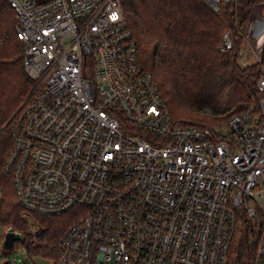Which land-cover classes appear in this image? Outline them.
I'll list each match as a JSON object with an SVG mask.
<instances>
[{"label":"built area","instance_id":"2783aa9c","mask_svg":"<svg viewBox=\"0 0 264 264\" xmlns=\"http://www.w3.org/2000/svg\"><path fill=\"white\" fill-rule=\"evenodd\" d=\"M7 1L36 84L4 172L27 212L73 218L54 264H228L238 214L260 228L264 264V0L221 46L240 37L239 61L263 63L260 98L211 128L173 124L126 0Z\"/></svg>","mask_w":264,"mask_h":264},{"label":"trees","instance_id":"16d2710c","mask_svg":"<svg viewBox=\"0 0 264 264\" xmlns=\"http://www.w3.org/2000/svg\"><path fill=\"white\" fill-rule=\"evenodd\" d=\"M255 1L224 2L218 13L202 0H129L125 4L139 64L157 81L175 126L211 128L259 100L257 81L263 63L242 67L240 37L232 50H221L226 31L247 32ZM17 27L15 9L0 0V131L36 84L26 73ZM10 126L0 132V220L6 230L25 234L23 245L29 253L56 260L69 223L64 216L69 213L45 216L23 207L12 177L4 172L13 148ZM25 213L44 229L42 233L29 232ZM237 217L228 264H255L260 228L253 232L251 220L242 214ZM18 245L16 239L14 248Z\"/></svg>","mask_w":264,"mask_h":264},{"label":"rangeland","instance_id":"374dc122","mask_svg":"<svg viewBox=\"0 0 264 264\" xmlns=\"http://www.w3.org/2000/svg\"><path fill=\"white\" fill-rule=\"evenodd\" d=\"M38 1L41 2V1H45V0H38ZM128 2H129V0H126L125 4H127ZM261 11L262 10H260L259 12H261ZM239 63L242 65V67H246V66L250 65V64L245 65L240 61H239ZM252 64H254V63H251V65ZM203 110L206 111L207 113L210 112V108H203ZM16 111L17 110H15V112ZM15 112L13 113V115L15 114ZM13 115L10 117L8 122H10ZM8 122L6 124H8ZM224 123H226V122H223L222 124H224ZM0 198H1V191H0ZM64 217H65V220H67L69 222L68 223V227H69L72 224L73 218L71 217V215H66ZM23 218L28 223L29 232L31 234H34V233L38 234V233L43 232L44 229L36 223V221L32 218V216L29 213H25L23 215ZM68 227H67V229H68ZM6 232L7 231H6L5 227L3 226V224L0 220V264H5L6 262H12V261H15V264H54L55 260L50 259L48 257H45L42 254H39L36 252L29 253L30 251H28L26 246L23 245V241L25 240V234L21 231H16V237H17L16 239L18 240L19 245L16 246V248H13V250H11V251L4 250L3 242H4ZM251 240H253V238H251ZM37 243L38 242H36L34 244V246H36Z\"/></svg>","mask_w":264,"mask_h":264},{"label":"water","instance_id":"95a60500","mask_svg":"<svg viewBox=\"0 0 264 264\" xmlns=\"http://www.w3.org/2000/svg\"><path fill=\"white\" fill-rule=\"evenodd\" d=\"M9 124V122H8ZM6 124V125H8ZM6 125L2 128V130L0 132H3V130L5 129ZM16 232L13 230L7 231L5 238H4V242H3V248L6 251H11L14 248L15 245V240H16ZM7 264V262L5 263Z\"/></svg>","mask_w":264,"mask_h":264}]
</instances>
